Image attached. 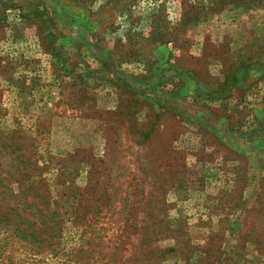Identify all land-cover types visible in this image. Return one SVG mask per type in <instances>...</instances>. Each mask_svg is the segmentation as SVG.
Masks as SVG:
<instances>
[{
  "label": "rangeland",
  "instance_id": "374dc122",
  "mask_svg": "<svg viewBox=\"0 0 264 264\" xmlns=\"http://www.w3.org/2000/svg\"><path fill=\"white\" fill-rule=\"evenodd\" d=\"M0 264H264V0H0Z\"/></svg>",
  "mask_w": 264,
  "mask_h": 264
},
{
  "label": "crops",
  "instance_id": "0c3cea01",
  "mask_svg": "<svg viewBox=\"0 0 264 264\" xmlns=\"http://www.w3.org/2000/svg\"><path fill=\"white\" fill-rule=\"evenodd\" d=\"M45 17H46V15H44L41 18L40 12L35 10L32 13L31 18L33 21L36 20V22L34 23L35 25L33 24L31 26V28H29V31H32L33 33H35L37 35V39L34 41L33 47L36 50L35 52H37L35 54L34 59H37L36 63L39 66H43L44 63H45V65H48V62H44V63L42 62L43 57L46 58V60H47L48 55L52 56V50L54 48H55V50H57L59 48V44H58V41L56 40V36H55L56 35V28H54V27L47 28L46 26H44L42 24L43 23L42 20H44ZM23 29H24L23 34H25L26 33V31H25L26 27H23L22 30ZM21 43H22V40H21ZM64 49H65V47L62 50H64ZM26 53H28V52H26ZM52 59H53V56H52ZM52 63L55 64V61L54 60L50 61L49 70L51 69ZM66 65H68V64H66ZM49 66H47V67H49ZM47 71H44V72L47 73ZM49 73L52 74V71L50 70ZM51 74H49V77H47V78H51Z\"/></svg>",
  "mask_w": 264,
  "mask_h": 264
}]
</instances>
